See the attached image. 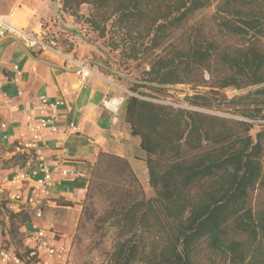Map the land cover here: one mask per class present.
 I'll return each instance as SVG.
<instances>
[{
    "label": "trees",
    "instance_id": "trees-1",
    "mask_svg": "<svg viewBox=\"0 0 264 264\" xmlns=\"http://www.w3.org/2000/svg\"><path fill=\"white\" fill-rule=\"evenodd\" d=\"M53 1L100 36L111 32L108 46H122L123 57L153 54L142 81L128 87L123 109L140 138L155 196L147 198L130 163L109 152L97 154L86 178V200L106 201V264H195L203 243L227 264H264V204L250 200L253 190L264 188V126L251 121L264 120V0L217 4L221 38L236 37L238 45L195 35L172 43L211 0ZM82 4L91 6L88 16L79 13ZM182 83L209 84L214 95L218 89L255 88L228 101L246 102L239 111L243 120L152 100L159 98L152 91ZM254 124L261 128L252 135ZM8 216L11 224L31 219L26 212Z\"/></svg>",
    "mask_w": 264,
    "mask_h": 264
},
{
    "label": "crops",
    "instance_id": "crops-1",
    "mask_svg": "<svg viewBox=\"0 0 264 264\" xmlns=\"http://www.w3.org/2000/svg\"><path fill=\"white\" fill-rule=\"evenodd\" d=\"M60 8V3L53 0H0V15L12 25L28 33L44 31L47 37L53 32L55 35L51 39L62 35V25L72 26V21L62 14ZM60 14L67 22L60 19ZM66 35L73 46L64 53L54 48L29 49L15 38L0 40V77L3 79L0 91V172L18 170L28 157L17 149L14 139L19 132L25 134V140L29 138V126L41 116L39 97L63 101L58 107V132L40 143L56 181L49 194L52 203L43 206V216L34 222L50 231L49 238L57 246L64 247L66 238L77 224L88 183L86 177L76 180L62 178L61 169L86 172L92 168L97 154L105 151L124 157L137 177L139 171L145 173V183L148 182L140 138L132 134L125 121L121 97L106 78L112 76L108 71L113 70L99 59L84 58L79 37L67 32ZM53 42L57 44L54 39ZM84 46L96 51L91 44L85 43ZM72 60L91 71L82 84H79L78 68ZM1 123H4L3 127ZM6 187L10 192L24 193L27 186L21 188L19 184H7ZM0 223L9 225V217L1 210ZM26 223L28 221L23 224ZM55 262L59 264L60 260Z\"/></svg>",
    "mask_w": 264,
    "mask_h": 264
},
{
    "label": "rangeland",
    "instance_id": "rangeland-1",
    "mask_svg": "<svg viewBox=\"0 0 264 264\" xmlns=\"http://www.w3.org/2000/svg\"><path fill=\"white\" fill-rule=\"evenodd\" d=\"M220 0H211L205 7L197 10L196 13L188 20L185 24L184 29L180 30L177 35L173 38L172 43H180V41L185 40L187 37L198 36L200 39H219V41L228 45H238L239 39L233 36H225L221 38V32L216 27L217 20V4ZM91 10V6L88 4H82L79 8V13L88 16ZM67 15V13H65ZM70 19L72 26H63L62 23V35L56 38L57 44L52 45V48L61 50L62 53L69 51L73 42L69 40L67 33L75 34L82 41V51L84 52V58H91L95 60H100L103 64L110 67L113 71H108L112 76L106 77L115 92L121 97L123 104V99L125 94H129L128 87L132 82H141L143 76V71L147 70L150 64V60L153 57L151 51L141 54L136 59H128L122 56L121 48H110L108 46L109 38L112 36L111 32H107L104 37L100 36L98 31H93L84 21L83 18L75 20L72 16L67 15ZM62 20L66 21L64 17ZM108 29V27H107ZM55 34L51 32V36ZM118 38L113 37V40ZM264 41V37L261 39ZM88 43L93 45L96 51H91L92 49H87L84 44ZM86 48V49H85ZM61 55V54H59ZM64 55V54H63ZM63 57V56H61ZM83 59V58H82ZM106 75L107 72L104 71ZM107 76V75H106ZM206 77V74H204ZM255 87L248 86L247 88L234 89L224 88L218 89V94H212L210 91L209 84L205 85H195L192 83H182V84H168L164 86L162 91H152L154 94L159 96V98H153L152 100L161 103L168 104L175 108H187L196 111H203L213 115L223 116L225 118L231 119H241L244 118L239 115L240 109L245 107L244 101H236L229 103L228 101L235 95H245L249 90ZM123 97V99H122ZM250 99V98H249ZM246 99L245 101H249ZM211 104L210 108H205L202 106H195L194 102H204ZM253 104H250L251 108ZM251 120V119H249ZM254 123H261L264 126V120H251ZM261 126L254 124L251 134L253 135ZM90 169L86 170V178H88ZM147 174V173H146ZM138 178L142 184H144L143 189L147 198L154 197L153 189L150 188L148 182H146V175L141 174L139 171ZM86 192V191H85ZM85 196V195H84ZM251 205L257 204L261 206L264 204V188H257L251 192ZM85 206V210L84 207ZM106 206V201L104 197L95 196L93 200H86L84 198L81 202L80 215L77 220V224L70 236L65 240V247L67 249L63 261L59 264H106V260L109 257L110 250L108 252V235L106 234L105 226L102 225L103 210ZM45 222V221H43ZM22 222L14 219L12 224L9 220L8 233L10 234L12 243L18 251L24 252L25 247L23 244L24 232H22ZM58 233H56V236ZM195 264H227L223 257H219L214 253H211L206 245L203 243L199 246L198 251L194 257Z\"/></svg>",
    "mask_w": 264,
    "mask_h": 264
},
{
    "label": "built area",
    "instance_id": "built-area-1",
    "mask_svg": "<svg viewBox=\"0 0 264 264\" xmlns=\"http://www.w3.org/2000/svg\"><path fill=\"white\" fill-rule=\"evenodd\" d=\"M15 38L26 48L39 50L53 49V39L47 37V33H28L22 28L12 25L4 16L0 15V40L4 38ZM54 50V49H53ZM58 53V52H57ZM59 54V53H58ZM79 74V84L84 78L91 74L90 69L82 63L74 60ZM14 70L18 74L17 66ZM16 78L12 81L15 82ZM3 79L0 77V91ZM41 102L40 118L29 126V138L25 140V134L19 132L14 141L17 149H21L28 157L21 163V167L10 173L0 172V210L6 216L10 213L18 214L26 212L31 216L28 223L23 224V244L25 251L15 249L10 234L9 225L0 223V264H55V260L63 261L67 249L62 245H56L50 238L49 232L43 227L35 224L36 218H41L43 206L52 203L49 194L52 192L56 181L53 169L47 158L43 155L40 143L58 131V107L63 104L62 100L51 101L46 96L39 97ZM74 128L72 124H68ZM4 126V123H1ZM60 175L64 179H85L86 172L75 169H61ZM7 184H16L20 187L27 186L25 192H10ZM9 217V216H8ZM29 225V226H27Z\"/></svg>",
    "mask_w": 264,
    "mask_h": 264
},
{
    "label": "bare ground",
    "instance_id": "bare-ground-1",
    "mask_svg": "<svg viewBox=\"0 0 264 264\" xmlns=\"http://www.w3.org/2000/svg\"><path fill=\"white\" fill-rule=\"evenodd\" d=\"M114 104V102H112ZM110 104V103H109ZM115 105V104H114Z\"/></svg>",
    "mask_w": 264,
    "mask_h": 264
}]
</instances>
